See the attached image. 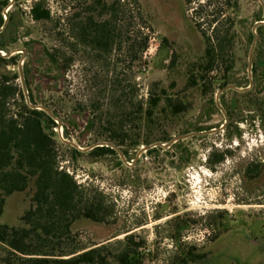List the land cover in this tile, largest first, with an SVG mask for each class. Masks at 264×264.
<instances>
[{
  "label": "rangeland",
  "instance_id": "1",
  "mask_svg": "<svg viewBox=\"0 0 264 264\" xmlns=\"http://www.w3.org/2000/svg\"><path fill=\"white\" fill-rule=\"evenodd\" d=\"M37 1L10 0L6 10L15 14L18 42L9 51L28 50L26 57L19 54L18 63L36 61L30 66V80L37 106L60 115L55 129L60 169L82 185L85 199L101 200L107 209L103 223L86 219L75 223L68 247L101 249L111 262L113 253L124 248L127 234L137 230L136 235L148 239L149 249L159 248L166 264L168 252L174 251L170 236L176 226L188 223L191 227L183 236L191 240L186 243L205 248L209 242V264H264V114L250 112L234 90L226 91L220 97L223 108L236 101L239 109L232 118L227 113L224 130L158 147L157 152L144 151L165 137L171 142L199 129H220L226 122L217 106V94L224 87L214 80L225 67L205 81L195 72L192 78L191 72L205 53L202 32L209 37L213 29L209 0H121V21L130 28L108 52L81 43L73 30L74 16L84 15L97 0H42L51 11L52 20L47 22L31 18ZM232 1L236 8L225 15L235 20L237 37L227 82L246 86L252 80L263 99L264 38L258 36L253 54L258 71L248 70L250 35L264 20L263 6L260 0ZM4 16L8 17L6 12ZM145 38L148 47L143 49ZM54 50L71 59L63 75L46 58L45 51ZM173 55L177 63L170 69ZM8 71L19 73L17 67ZM16 83L22 88L21 79ZM162 90L187 100L188 111L173 116L162 104L156 124L137 121L140 106L145 111L151 93ZM112 136L125 142L117 146ZM64 140L75 143L82 154L68 151L61 145ZM136 140L139 148L133 147ZM147 140L152 144L143 145ZM102 144L116 146L123 155L117 151L118 155L99 158L91 155L92 150L84 151ZM223 153L221 163L211 164ZM252 165L257 168L249 177ZM31 193L12 196L0 224L19 226ZM6 256L8 248L0 243V264Z\"/></svg>",
  "mask_w": 264,
  "mask_h": 264
},
{
  "label": "trees",
  "instance_id": "2",
  "mask_svg": "<svg viewBox=\"0 0 264 264\" xmlns=\"http://www.w3.org/2000/svg\"><path fill=\"white\" fill-rule=\"evenodd\" d=\"M10 4V0H0V51L5 54H10L9 47L18 42L16 37L18 25L14 13H7L8 23L5 26L4 12ZM206 7L212 9L210 27L213 29L209 37L202 32L206 49L204 56L192 66V78L195 77V72L202 81H205L206 76L224 66L221 71L222 76L214 80H218L222 87H226L229 84L227 77L234 68L232 54L237 35L234 30L235 20L231 15L226 16L225 12L235 10L236 3L232 0L212 3L209 0ZM123 12L124 5L121 0L111 3L106 0L94 1L84 15L74 16L76 23L73 30L76 31L81 43L108 52L117 42V38L130 28L121 21ZM31 18L35 22L52 20L51 11L46 8L44 1L34 3L31 8ZM198 27L201 28V24ZM257 34L259 38H264V26L257 29ZM4 38L8 40L5 41ZM253 39L252 33L250 35L252 43ZM162 43L166 44L167 39ZM26 46H30V43ZM147 47L148 38H145L143 49ZM45 54L47 60L63 75L71 59H67L60 50L45 51ZM18 58L19 54L11 58L0 55V217L3 216L7 202L12 196L27 193L28 190H32V193L28 202L29 207L21 217L19 226L0 224V243L8 248V256L3 262L4 264H111L109 256L101 249L86 251L78 248L71 250L68 247L67 240L73 235L72 228L75 223L82 219L103 223L106 220L107 209L101 200L85 199L82 185L78 184L67 171L60 169L55 132L59 125L56 120L60 115L52 111L55 115L53 118L45 111L32 109L27 103L23 87L16 83L20 79V73L8 71L10 67H17L19 71ZM33 62H26L24 74L30 102L37 106L38 103L31 91L30 66ZM176 63L177 55H173L168 67L174 69ZM258 66L257 63L253 67L254 74L257 73ZM250 82L246 86H235L247 89ZM192 84H197V80ZM235 93L244 100L247 110L264 114V98L259 99L254 84L250 90L235 91ZM147 104L145 111L143 106H140L137 121H147L148 125L157 123L156 112L162 104L173 116L185 113L189 109L187 100L169 96L166 90H162L160 94L151 93ZM225 108L230 118L232 113L239 109L236 101ZM63 127L66 138H69L67 127ZM110 138L117 143V146L125 142L118 141L114 136ZM159 142L169 143L170 139L165 137ZM133 143L135 148L141 145L137 140ZM151 144L152 142L147 140L143 145ZM61 145L72 153L82 154L76 148H70L62 143ZM158 150L161 149L157 147L148 152L153 153ZM124 154L128 156V153ZM91 155L101 158L118 153L111 147L104 146L92 150ZM224 157L223 153L215 162L212 160L210 162L221 163ZM256 168L253 165L248 168L249 177H253ZM120 260L126 263V249L120 255Z\"/></svg>",
  "mask_w": 264,
  "mask_h": 264
},
{
  "label": "flooded vegetation",
  "instance_id": "3",
  "mask_svg": "<svg viewBox=\"0 0 264 264\" xmlns=\"http://www.w3.org/2000/svg\"><path fill=\"white\" fill-rule=\"evenodd\" d=\"M144 227V225L140 226V228ZM190 227L191 225L188 223L175 227L174 233L170 236L172 242L170 248H173L174 251L168 252L166 264H209V242L205 248H198L195 244L188 246L190 243H186L189 238L183 236V233L188 232ZM135 232L137 230H132L127 234L124 248L113 253L111 264H124L120 260V255L124 249H126L125 264H164L165 262L160 260L163 253L159 251V248H157V251L149 249L148 239L136 235ZM183 247L186 249H183Z\"/></svg>",
  "mask_w": 264,
  "mask_h": 264
},
{
  "label": "water",
  "instance_id": "4",
  "mask_svg": "<svg viewBox=\"0 0 264 264\" xmlns=\"http://www.w3.org/2000/svg\"><path fill=\"white\" fill-rule=\"evenodd\" d=\"M260 1L262 3L263 10H264V1L263 0H260ZM5 12L8 13V10H6ZM5 19H6V24H5V26H6L7 23H8V17H5ZM261 26H264V20L257 22L255 24V26H254V29H253L254 39H253V43H252L251 50H250V54H249V64H248V70H249V73L250 74H252V69H253V54H254V51H255V48H256V45H257V41H258L257 29L259 27H261ZM4 28L5 27H3V29ZM20 53H22L24 55V57H26V55L28 54V50L22 49V50H19V51L12 52L10 54H4L3 52L0 51V55L5 56L7 58H11V57H13V56H15L17 54H20ZM23 65H24V63L22 62V64H20V66H19V73H20V79H21V82H22V87H23V91H24V95L26 97L27 103L31 106L32 109L45 111L49 115H51L53 118H55V115L53 114V112L51 110L47 109L46 107H43V106H35V105H32L31 104L30 98H29V92H28L27 85H26V80H25V74H24V67H23ZM252 86H253V81L251 80L250 86L247 89H241V88H238L235 85H227L226 87H224L222 90H220L218 92V94H217V106H218L219 109H221V111L224 113L225 118H226L225 124L220 129H213L211 131L197 132V133H192V134H189V135L180 136V137L174 139L173 141H171L168 144L157 143L156 145H153V146L148 147L147 149H144V151H149V150H151L153 148H157V147H167V148H170L172 145H174L175 143H177V142H179L181 140H185V139H188V138H191V137H195V136L212 135V134H215V133H217L219 131L224 130L226 128L228 122H229V117H228V114H227L226 110L223 108V106L220 103V97H221V95H223L226 91H230V90H234V91H238V92H245L247 90H250L252 88ZM57 123L60 124V122H57ZM64 143L68 147H70V148H79L73 142L65 141L64 140ZM104 146L111 147L112 149L118 151L121 156L123 155L122 152L119 151L118 148L116 146L112 145V144L96 145V146H94V147H92L90 149L84 150V151H91V150H94L97 147H104Z\"/></svg>",
  "mask_w": 264,
  "mask_h": 264
},
{
  "label": "bare ground",
  "instance_id": "5",
  "mask_svg": "<svg viewBox=\"0 0 264 264\" xmlns=\"http://www.w3.org/2000/svg\"><path fill=\"white\" fill-rule=\"evenodd\" d=\"M5 54V53H4Z\"/></svg>",
  "mask_w": 264,
  "mask_h": 264
}]
</instances>
